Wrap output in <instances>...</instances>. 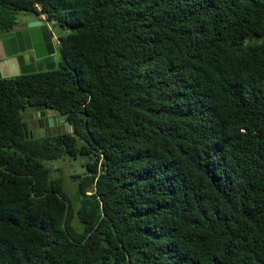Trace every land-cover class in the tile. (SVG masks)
<instances>
[{
	"label": "trees",
	"instance_id": "16d2710c",
	"mask_svg": "<svg viewBox=\"0 0 264 264\" xmlns=\"http://www.w3.org/2000/svg\"><path fill=\"white\" fill-rule=\"evenodd\" d=\"M63 29L0 77V264H264V0H0ZM71 130L36 137L26 111ZM82 158L75 195L50 161Z\"/></svg>",
	"mask_w": 264,
	"mask_h": 264
},
{
	"label": "water",
	"instance_id": "95a60500",
	"mask_svg": "<svg viewBox=\"0 0 264 264\" xmlns=\"http://www.w3.org/2000/svg\"><path fill=\"white\" fill-rule=\"evenodd\" d=\"M52 28L44 19L17 22L0 33V77L52 70L57 50Z\"/></svg>",
	"mask_w": 264,
	"mask_h": 264
},
{
	"label": "rangeland",
	"instance_id": "374dc122",
	"mask_svg": "<svg viewBox=\"0 0 264 264\" xmlns=\"http://www.w3.org/2000/svg\"><path fill=\"white\" fill-rule=\"evenodd\" d=\"M15 16L17 19L29 18L30 16H32V12L17 11ZM54 30H55L57 35L63 34V29L60 28L59 26H55ZM56 52H57V59L59 60L60 55H59L58 49ZM47 113L49 116L55 115V111H53V110H48ZM25 116H26V120L28 123L29 130L36 137L43 136L46 133L47 134L57 133V131L53 132V130H55L54 125L50 127L48 132L45 131L44 130L45 127L43 126V124H45V123H43V122L41 123L40 121H39L40 124H38L37 130H36L35 118L37 117V114L33 113L32 111H26ZM61 123L64 125L63 122H61ZM62 124H61V128H59L60 132L71 130V128L68 126V124L67 125L65 124L64 127L62 126ZM45 125L47 127V126H50L51 124L46 123ZM57 130H58V128H57ZM48 164L50 165V167L53 170L52 175L53 176H58V175L62 176L64 178V186H65L66 190L69 191L70 195H75L77 185H76V182L72 181V179L70 178V175L81 174L85 171V167L83 165V159L80 157L75 158V159H72V158L57 159V160L50 161Z\"/></svg>",
	"mask_w": 264,
	"mask_h": 264
},
{
	"label": "flooded vegetation",
	"instance_id": "af4514ba",
	"mask_svg": "<svg viewBox=\"0 0 264 264\" xmlns=\"http://www.w3.org/2000/svg\"><path fill=\"white\" fill-rule=\"evenodd\" d=\"M36 114H37V117L35 118V122H36V126L35 127H36V130H37L38 124H40L39 123V121H40L41 123L43 122L45 124L46 123L47 124H51L50 126H47V127H46L45 124H43V126L45 127L44 128L45 131L48 132L49 129H50V127L54 125L55 126V130H53V132L54 131H57V133L60 132V129L59 128H61V124L62 123L57 119V116H55V115L49 116L47 112H44V113L43 112H38ZM63 123H64V125L62 124L63 127L65 126V124L67 125V122L63 121ZM57 128H58V130H57ZM53 134H56V133H53Z\"/></svg>",
	"mask_w": 264,
	"mask_h": 264
},
{
	"label": "crops",
	"instance_id": "0c3cea01",
	"mask_svg": "<svg viewBox=\"0 0 264 264\" xmlns=\"http://www.w3.org/2000/svg\"><path fill=\"white\" fill-rule=\"evenodd\" d=\"M36 17H40L41 19H44L46 22H48V24L50 25V27L52 28V31H53V34H54V37H55V43H56V50L58 49L57 46H58V35L56 34L55 30H54V25L52 24V22L48 21L45 17H43L42 15H35L34 13H32V16H30L29 18H20V19H17L16 18V21L17 22H27V21H31V20H34L36 19ZM56 61H58V59H56ZM56 116V115H55ZM57 119L60 121V122H63L64 120L62 118H59L57 117Z\"/></svg>",
	"mask_w": 264,
	"mask_h": 264
},
{
	"label": "built area",
	"instance_id": "2783aa9c",
	"mask_svg": "<svg viewBox=\"0 0 264 264\" xmlns=\"http://www.w3.org/2000/svg\"><path fill=\"white\" fill-rule=\"evenodd\" d=\"M43 17H45L44 15H42Z\"/></svg>",
	"mask_w": 264,
	"mask_h": 264
}]
</instances>
